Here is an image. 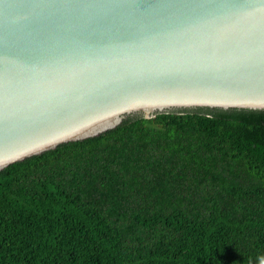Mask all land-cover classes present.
Listing matches in <instances>:
<instances>
[{"label": "trees", "instance_id": "16d2710c", "mask_svg": "<svg viewBox=\"0 0 264 264\" xmlns=\"http://www.w3.org/2000/svg\"><path fill=\"white\" fill-rule=\"evenodd\" d=\"M264 111L126 119L0 171V264H256Z\"/></svg>", "mask_w": 264, "mask_h": 264}, {"label": "water", "instance_id": "95a60500", "mask_svg": "<svg viewBox=\"0 0 264 264\" xmlns=\"http://www.w3.org/2000/svg\"><path fill=\"white\" fill-rule=\"evenodd\" d=\"M199 109L264 111V0H0V171Z\"/></svg>", "mask_w": 264, "mask_h": 264}, {"label": "clouds", "instance_id": "9594fccd", "mask_svg": "<svg viewBox=\"0 0 264 264\" xmlns=\"http://www.w3.org/2000/svg\"><path fill=\"white\" fill-rule=\"evenodd\" d=\"M255 260L256 264H264V254L257 255Z\"/></svg>", "mask_w": 264, "mask_h": 264}]
</instances>
